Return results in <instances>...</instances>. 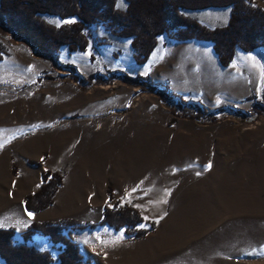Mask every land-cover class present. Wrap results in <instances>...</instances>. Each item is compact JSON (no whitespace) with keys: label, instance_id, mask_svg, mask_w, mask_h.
<instances>
[{"label":"rangeland","instance_id":"374dc122","mask_svg":"<svg viewBox=\"0 0 264 264\" xmlns=\"http://www.w3.org/2000/svg\"><path fill=\"white\" fill-rule=\"evenodd\" d=\"M256 4L264 9V0H256ZM126 6L121 0L120 7ZM214 11L186 15L206 26L225 24L227 12L222 17L213 16ZM46 19L58 27L72 24L65 21H77ZM106 32L104 25L93 27L88 49L72 53L63 48L55 64L50 58L36 56L31 46L11 32L0 30V44L5 49L0 58V168H5L0 172V207L14 202L7 196L11 183L20 191L19 200L41 188L47 171L60 173L64 179L55 197L66 188L54 206L28 216L30 220L22 217L16 222L0 221V225L14 228L15 244L20 245L21 235L33 222L97 218L81 205L89 189L77 185L87 181L89 188L99 189L105 163L114 157L119 179L108 180L113 191L124 176L122 168L136 176L145 169H157L149 194H153V186L163 194L154 199L143 197L140 206L134 207L147 217L141 229L156 225L143 238L149 258L142 264H156L169 256L164 264H264V84L249 95L254 97L250 101L248 93H234L236 99L227 95L209 100L189 85L182 86L185 94H178L166 83L143 77L152 67L138 66L129 42L114 41ZM261 59L262 53L241 52L237 63ZM110 65L131 77H143L151 90L130 85L114 75L116 71L108 70ZM40 71L42 75L34 82ZM124 91L131 92L127 105L123 102L128 94L119 95ZM243 95L248 98L241 100ZM164 97L170 102L163 101ZM170 105L187 117L177 116ZM222 108L226 112H219ZM214 113L216 121L206 122ZM189 116H200L202 122ZM209 164L211 168L205 170ZM164 200L167 202H161ZM117 201L115 196L112 204ZM121 231L69 228L64 234L80 245L86 261L110 264L109 246ZM28 245L49 251L56 262L61 254L60 245L40 234ZM0 264L5 262L0 259Z\"/></svg>","mask_w":264,"mask_h":264},{"label":"trees","instance_id":"16d2710c","mask_svg":"<svg viewBox=\"0 0 264 264\" xmlns=\"http://www.w3.org/2000/svg\"><path fill=\"white\" fill-rule=\"evenodd\" d=\"M120 1L0 0V30L3 33L11 32L31 46L36 56L50 58L55 64L63 48L72 53L88 49L90 30L98 25H104L116 38L132 40L134 60L138 66L148 63L159 44V37L163 35L178 42L212 43L224 68L234 63L239 50L252 53L264 49V9L256 4V0H124L127 4L125 9L120 7ZM226 8L231 9L229 24L215 29L186 15V12ZM46 17L77 21L58 27ZM4 51L0 44V58ZM114 75L122 76L132 86L142 85L146 91L151 90L145 87L143 77H131L120 71ZM253 99L250 97L249 101ZM163 101L170 102L165 97ZM175 107H172V111L177 116L187 117ZM252 108H257V104H253ZM219 112L226 110L222 108ZM215 115L211 114L206 122H215ZM188 118L197 122L202 120L200 116ZM63 180L60 173L45 172L41 188L26 198L27 211L36 214L52 206ZM109 196L110 204L105 206L98 224L83 225L71 219L58 223L34 222L21 235L23 243L20 245L15 244L14 228H0V259L5 264H92L81 254L80 245L64 234L67 229L94 230L97 227H109L116 231L124 230L126 235L136 240L145 238L155 230V223H150L149 229L140 228L145 219L131 205L120 201L112 204L115 194L111 187ZM38 234L48 238L54 245H60L61 254L57 262L49 251H40L28 245Z\"/></svg>","mask_w":264,"mask_h":264},{"label":"crops","instance_id":"0c3cea01","mask_svg":"<svg viewBox=\"0 0 264 264\" xmlns=\"http://www.w3.org/2000/svg\"><path fill=\"white\" fill-rule=\"evenodd\" d=\"M208 10H215L213 16L218 15L222 17L225 14L224 12H227L226 14L227 19L225 24H218V25L212 24L211 26H207V27L211 29H215V28L227 26L229 24L231 18L230 8L208 9ZM208 10H204V11H208ZM203 25L206 26V24ZM106 33L109 34V32ZM111 39L115 41L116 39L119 38L112 36ZM121 40H127L132 47L131 39H121ZM241 52L243 51L241 50L238 51L235 61L230 67L224 68L221 66L219 62L218 56L214 51V45L212 43L199 42V41L178 42L169 38L167 35H163L159 37V44L155 49V51L152 53L150 60L146 64V66L149 65L150 67H152V71L143 75V77L144 76H147L149 78L151 77L152 78L151 81L152 82L155 81L158 84L166 83L168 84V86H171L174 92L178 94H182V93L185 94L186 91L182 89V86L184 85H189L190 87H197L196 90L194 88L193 91L195 92L197 91L199 96L207 97V99L209 100L214 98L218 99V97H221L220 99H223L227 95H230L229 99H236L235 97L236 94L234 93H238V94L248 93L249 96L250 94H254L256 88H258L261 84L262 85L264 84V76H262V72H261V66H264V60L261 59L256 62L250 61L243 64L240 63L238 64L237 58L240 56ZM119 53H114L113 57H118ZM256 53L264 54V49H260L255 52L246 53V54L253 55ZM132 54L134 55L133 48H132ZM106 67L108 70L110 69L113 72L121 71L120 69H116V65L114 66L110 65V67L108 66ZM42 73L43 72L40 71L38 73L39 75L38 74L35 75L33 81L36 82L37 77L41 76ZM261 78L262 81H260ZM249 84L250 87L248 88L246 85ZM191 90L187 91L188 92L187 94H189ZM124 94L126 95L128 94L127 99H125L123 102L124 105H127L128 101L131 98V92L129 91L119 92V95L121 97H125ZM243 98H248V97L244 95L240 97L241 100ZM4 169L5 168L1 167L0 172H2ZM116 169L118 170L114 157L108 158L103 170L105 178L103 180V177L102 178L100 177L99 181H101V184L99 189L96 187H92V189L89 188V186L87 185V181H81V183L77 185V187L80 186V189L83 188L89 189L86 190L87 193L84 196V201L83 203H81V205L88 207L89 212L93 214L96 213V215L98 216L95 219L84 217L81 220L78 219H73V220L79 222L93 221L97 223L101 221L105 206L107 204H110L109 192H108L109 190L108 180L111 178L114 180L119 179L116 176L117 174H119V172ZM12 170L13 169H11V171ZM122 170L124 171L123 174L124 176L121 177V183L119 184L117 183L118 186L116 185L114 189V193L117 200L120 201L124 200L123 203L125 202L126 204L138 208L141 204V199L143 197H151L154 199V198H159L160 193L163 194V192L160 191L158 187L155 188V186L152 187V189H154L153 194L152 195L149 194V187H151L150 185L155 181V176L152 177V173H156L157 169H153V171L155 172L145 169L146 172H142L143 174L141 176L139 175L136 176V174L131 172L132 170H130L129 168L128 170L122 168ZM89 173L90 171L87 172V174ZM113 175L115 178L112 177ZM124 181H126V184H124L125 183ZM81 185H83V188ZM143 187H145V190H142ZM63 189L64 190L66 189L65 186L60 190L59 194H57V196L55 197V202L52 206H54L57 203L59 199V195L63 194V192L61 193ZM133 189H136V191H133ZM66 191L68 192V190ZM18 193H20L19 189H15V187L11 183L9 194H7V196L10 199H12L14 202H9L6 204L5 207H0L1 222H5V221L16 222L22 220V217L25 218V221L30 220L28 217L30 212L27 211L25 206L27 196L26 194H24L20 199L18 198L19 200H17L16 198L18 197ZM67 195L69 196L68 193ZM76 197L79 199V193ZM78 199L76 203L79 204L80 201ZM31 214L32 215L30 217L33 216V213ZM55 221L58 222L59 220H55ZM154 221H160V220L155 219ZM0 228L9 229V227L6 226L5 227L0 226ZM103 228H107V227H103ZM114 232L120 233V231H116V230H114ZM121 232H125V231H121ZM111 234L115 235V233H111ZM112 235H110L109 237H114ZM114 238L116 241L118 238L117 235ZM70 240L77 243L73 239ZM144 244H146V241L143 239L133 241L129 236L127 235L123 236V239H121L118 243H113L112 245L109 246L108 258L111 261L110 264H119L118 260L121 261L122 259H125L124 264L144 263L149 258L148 257L149 251L144 247L145 246ZM118 247L122 249L118 250ZM154 252L156 255L159 253L157 247L154 248L153 253ZM162 252L163 251H160V253ZM94 254H96V252ZM166 259H162L161 261L156 262V264H164V261L166 262Z\"/></svg>","mask_w":264,"mask_h":264},{"label":"snow or ice","instance_id":"6c2138e0","mask_svg":"<svg viewBox=\"0 0 264 264\" xmlns=\"http://www.w3.org/2000/svg\"><path fill=\"white\" fill-rule=\"evenodd\" d=\"M74 22L75 21H65V23H74ZM261 72H262V76H264V66H261ZM0 147H2V145H0ZM210 168H211V164L207 165L205 170H209ZM197 175H199V173H197ZM133 191H136V189H133ZM129 195H130V193H129ZM166 195H170V193H166ZM161 202L166 203L167 201L164 200V201H161ZM31 215L32 214L29 213V216H31ZM162 218L163 217H161V219ZM145 219H147V217H145ZM156 222L158 223L159 221H156ZM0 226H2V225H0ZM141 227H144V226L142 225ZM121 239H123V232L120 234V237H118L117 240L114 241V243H118ZM262 254H264V253H262Z\"/></svg>","mask_w":264,"mask_h":264},{"label":"bare ground","instance_id":"6f19581e","mask_svg":"<svg viewBox=\"0 0 264 264\" xmlns=\"http://www.w3.org/2000/svg\"><path fill=\"white\" fill-rule=\"evenodd\" d=\"M210 259V258H209ZM209 262V261H208Z\"/></svg>","mask_w":264,"mask_h":264}]
</instances>
